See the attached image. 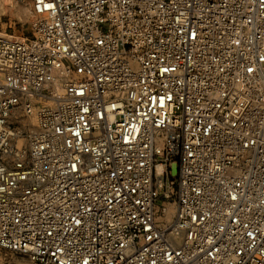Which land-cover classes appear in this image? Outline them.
I'll return each mask as SVG.
<instances>
[{
  "label": "built area",
  "instance_id": "2783aa9c",
  "mask_svg": "<svg viewBox=\"0 0 264 264\" xmlns=\"http://www.w3.org/2000/svg\"><path fill=\"white\" fill-rule=\"evenodd\" d=\"M21 1L31 38H0V250L264 264V0Z\"/></svg>",
  "mask_w": 264,
  "mask_h": 264
},
{
  "label": "rangeland",
  "instance_id": "374dc122",
  "mask_svg": "<svg viewBox=\"0 0 264 264\" xmlns=\"http://www.w3.org/2000/svg\"><path fill=\"white\" fill-rule=\"evenodd\" d=\"M9 1L10 4L6 6L5 11L0 9V33H5L19 39L31 38L32 23L35 17L26 15V10L29 9L33 13L32 5L29 3L24 4L20 0ZM177 176L178 166L174 164L172 166V177L176 178ZM20 262L30 264L24 257L0 250V264H18Z\"/></svg>",
  "mask_w": 264,
  "mask_h": 264
},
{
  "label": "bare ground",
  "instance_id": "6f19581e",
  "mask_svg": "<svg viewBox=\"0 0 264 264\" xmlns=\"http://www.w3.org/2000/svg\"><path fill=\"white\" fill-rule=\"evenodd\" d=\"M21 1V0H20ZM10 1L9 0H0V9H3L4 11H5V9H6V6L8 5V4H10L9 3ZM22 2V1H21ZM22 3H24V4H26V1H24V2H22ZM32 9V8H31ZM29 9H27L26 10V15H30V16H33V17H36L35 16V14H33L32 13V11L31 10H29ZM25 13V12H24ZM0 38H5V39H19V38H16V37H14V36H11V35H8V34H5V33H0ZM58 90L60 91V88H58ZM26 123H28V122H26ZM31 123H34L33 121H31ZM34 128V127H33ZM33 128H29L30 130H32L33 131ZM27 147V143L26 142H20L19 143V147ZM18 264H26V263H22V262H20V263H18Z\"/></svg>",
  "mask_w": 264,
  "mask_h": 264
}]
</instances>
